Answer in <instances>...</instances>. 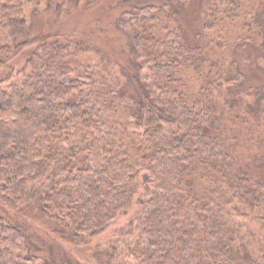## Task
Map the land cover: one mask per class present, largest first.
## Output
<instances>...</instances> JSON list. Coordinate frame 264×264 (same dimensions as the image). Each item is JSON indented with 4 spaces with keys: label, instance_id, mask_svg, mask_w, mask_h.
Segmentation results:
<instances>
[{
    "label": "trees",
    "instance_id": "1",
    "mask_svg": "<svg viewBox=\"0 0 264 264\" xmlns=\"http://www.w3.org/2000/svg\"><path fill=\"white\" fill-rule=\"evenodd\" d=\"M42 1L0 0V264H264V0L105 1L118 50Z\"/></svg>",
    "mask_w": 264,
    "mask_h": 264
},
{
    "label": "rangeland",
    "instance_id": "2",
    "mask_svg": "<svg viewBox=\"0 0 264 264\" xmlns=\"http://www.w3.org/2000/svg\"><path fill=\"white\" fill-rule=\"evenodd\" d=\"M88 4L85 5V0H79L77 5H73L76 9L73 22H78L82 25V29L90 30L94 34V39L99 41H106L110 46H114L118 50L119 46L111 42L114 33H120L114 26L113 16L109 17L103 9L105 1L109 0H87ZM44 0L42 1V3ZM29 9V6H27ZM107 30V31H106ZM123 220L116 221L114 226L121 224ZM109 234V233H108ZM107 234V235H108Z\"/></svg>",
    "mask_w": 264,
    "mask_h": 264
}]
</instances>
